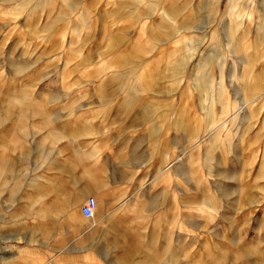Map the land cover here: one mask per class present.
<instances>
[{
	"label": "rangeland",
	"instance_id": "374dc122",
	"mask_svg": "<svg viewBox=\"0 0 264 264\" xmlns=\"http://www.w3.org/2000/svg\"><path fill=\"white\" fill-rule=\"evenodd\" d=\"M213 4L0 0V228L28 237L70 202L47 244L0 241V257L264 264V0ZM96 223L124 250L86 241Z\"/></svg>",
	"mask_w": 264,
	"mask_h": 264
},
{
	"label": "crops",
	"instance_id": "0c3cea01",
	"mask_svg": "<svg viewBox=\"0 0 264 264\" xmlns=\"http://www.w3.org/2000/svg\"><path fill=\"white\" fill-rule=\"evenodd\" d=\"M89 190L90 189L87 188V189H85L83 191L84 193L82 192V193L78 194L79 196L77 195L76 199L79 198L80 202L75 204V212L76 213H78L77 210L80 209L82 198L87 195ZM59 200L60 199L55 195L53 197L51 205H49L50 208L53 210V211H50V212L48 211V213H47L48 216L51 215L53 217L51 219H54L55 217H59L61 215L64 216V214H65V211L63 213L59 211V207L62 205V203H60ZM68 203H69V206H70V202H68ZM97 210H99L98 207H97ZM80 211H81V215H82V208H81ZM63 216L59 220H57L59 222H56L55 220H49V219H47V220H39V218H38L37 219L38 223L36 225L32 226L33 230H31L29 232L30 235L28 237L26 235H24V232H23L24 230L17 231L16 234L9 235V236L6 237V236H4V234L6 232H5L4 228L1 227L0 228V241H10V240H14L15 239L17 241H20V240L26 241L27 244H29V245H34V244H37L39 242H42L43 244H47V239H50L53 236L55 230L58 227H62V226H57V223H60L63 220ZM79 219H80V217H79ZM65 222L66 221H63V224L66 226V228H68V227L71 228L73 226H76V225L80 224V223L79 224L78 223L77 224L72 223L71 219H70V221H67L66 223ZM80 222H81V219H80ZM112 224H113V222H112ZM82 232L84 233L86 241H90V242H93L94 240H97L98 239L97 238L98 234H102L103 236L105 235V238L107 239V244L110 245L111 242L112 243H117V247H119V249H123L125 247L126 243H127L126 239H122V240L119 239L118 240V239H112V237L110 238V236L107 235L106 228H105L103 223H96V225L88 224L87 227H85V229H83ZM120 245H122V247H120ZM1 250H4V252L7 251V249L4 248V247H1ZM27 251L28 250L25 249V248H23V249L16 248V251L13 252L11 255H6L5 253H3L1 255V257H0V263L1 264H21L24 261V260H21L23 254H25L26 257H28L30 254L32 255V253H29ZM92 256L93 255H91V254H89L88 256H85V258H84L85 263H91V262L95 261V260H93ZM89 259H90V261H88Z\"/></svg>",
	"mask_w": 264,
	"mask_h": 264
},
{
	"label": "bare ground",
	"instance_id": "6f19581e",
	"mask_svg": "<svg viewBox=\"0 0 264 264\" xmlns=\"http://www.w3.org/2000/svg\"><path fill=\"white\" fill-rule=\"evenodd\" d=\"M134 1L139 2V3H143V2H146L147 0H134ZM220 1L221 0H214L213 7H214L215 14L218 13V5H219ZM153 6L155 7V5H153ZM165 13L167 16L173 17L174 14H176V11L174 9L167 8ZM263 38H264V36H263ZM239 47H241L240 51H242V54L247 61L250 62L254 58H258V60L261 59L262 50H261L260 46H256V45L254 46V44H247V43H244V41H243V43L240 44ZM252 51H254V54L251 53ZM68 202L69 201H68L67 194H66V198L63 197L61 200V203H63V204L61 205V208H59L60 212L63 213L65 211V213H66L69 211L70 206H69ZM79 220L80 219H79L78 213L75 212L72 215L71 222L74 224H77L79 222Z\"/></svg>",
	"mask_w": 264,
	"mask_h": 264
},
{
	"label": "built area",
	"instance_id": "2783aa9c",
	"mask_svg": "<svg viewBox=\"0 0 264 264\" xmlns=\"http://www.w3.org/2000/svg\"><path fill=\"white\" fill-rule=\"evenodd\" d=\"M97 206L96 198L93 196L89 197L82 207V215L87 219H93L97 211Z\"/></svg>",
	"mask_w": 264,
	"mask_h": 264
}]
</instances>
